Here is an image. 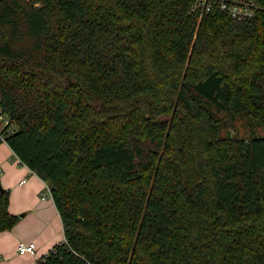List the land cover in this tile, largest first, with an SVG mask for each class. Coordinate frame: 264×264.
<instances>
[{"label": "trees", "instance_id": "1", "mask_svg": "<svg viewBox=\"0 0 264 264\" xmlns=\"http://www.w3.org/2000/svg\"><path fill=\"white\" fill-rule=\"evenodd\" d=\"M191 3L0 0L8 144L64 227L39 264H264V10Z\"/></svg>", "mask_w": 264, "mask_h": 264}, {"label": "crops", "instance_id": "2", "mask_svg": "<svg viewBox=\"0 0 264 264\" xmlns=\"http://www.w3.org/2000/svg\"><path fill=\"white\" fill-rule=\"evenodd\" d=\"M13 156L9 144L0 143V179L10 191L9 209L22 213L14 227L0 231V264H29L65 239L64 227L53 197L43 198L46 182ZM33 241L36 255L19 253L20 242Z\"/></svg>", "mask_w": 264, "mask_h": 264}, {"label": "built area", "instance_id": "3", "mask_svg": "<svg viewBox=\"0 0 264 264\" xmlns=\"http://www.w3.org/2000/svg\"><path fill=\"white\" fill-rule=\"evenodd\" d=\"M261 10H264L263 0H192L190 6V12L198 15L199 18L207 14L219 12L228 15L232 19L243 21L253 20ZM16 129L17 125L15 122L0 106V143H8V136L15 132ZM19 162L22 163L20 159ZM25 181L26 179H23L22 182ZM46 188L47 190L43 193V198H47L48 196L52 197L51 189L47 183ZM18 251L20 254L36 255V243L34 241L29 243L20 242ZM48 254L49 252L36 257V259L29 264H39ZM88 263L92 264L89 261Z\"/></svg>", "mask_w": 264, "mask_h": 264}, {"label": "rangeland", "instance_id": "4", "mask_svg": "<svg viewBox=\"0 0 264 264\" xmlns=\"http://www.w3.org/2000/svg\"><path fill=\"white\" fill-rule=\"evenodd\" d=\"M219 116H221V115H219ZM257 132L264 133V128L263 127L258 128ZM251 133H252V129L250 127V124L246 120H242V119H238L235 122L234 128H231V132H230L231 135H236V136H240V137H244V136L247 137V136L251 135ZM13 160L18 161L19 159L17 156H13ZM21 214L22 213H19L18 215L21 216Z\"/></svg>", "mask_w": 264, "mask_h": 264}, {"label": "water", "instance_id": "5", "mask_svg": "<svg viewBox=\"0 0 264 264\" xmlns=\"http://www.w3.org/2000/svg\"><path fill=\"white\" fill-rule=\"evenodd\" d=\"M4 190H5V188L3 187V184H2L1 179H0V191H4Z\"/></svg>", "mask_w": 264, "mask_h": 264}]
</instances>
